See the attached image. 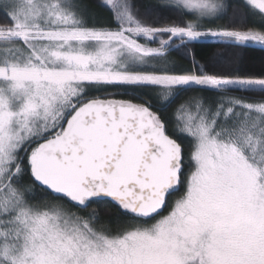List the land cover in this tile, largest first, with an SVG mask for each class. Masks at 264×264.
<instances>
[{"label": "snow or ice", "instance_id": "1", "mask_svg": "<svg viewBox=\"0 0 264 264\" xmlns=\"http://www.w3.org/2000/svg\"><path fill=\"white\" fill-rule=\"evenodd\" d=\"M101 7L0 0V264H264V0Z\"/></svg>", "mask_w": 264, "mask_h": 264}, {"label": "trees", "instance_id": "2", "mask_svg": "<svg viewBox=\"0 0 264 264\" xmlns=\"http://www.w3.org/2000/svg\"><path fill=\"white\" fill-rule=\"evenodd\" d=\"M84 2L87 1V3L90 4V6H94L97 10L100 6L99 0H83ZM152 0H133V3L140 7L141 5H147ZM98 3V4H97ZM101 7V6H100ZM104 9L101 8V13L99 15L103 16ZM144 11V8H141V12ZM105 12H107L105 10ZM108 12H107V19H108ZM215 47H209L205 45H197L195 47V53H196V60L199 62V64H208L209 66L212 65V53L215 52ZM171 60H175L178 65L183 66L185 68L191 67V64L188 59H184L182 56V53L173 52L170 56ZM262 63H264V52H262L259 48L256 49H249V50H241L237 53L236 63L235 66L242 71H248V70H259ZM204 96L207 97L209 100L212 98V94L207 92H199L198 90H189L181 95V97L176 101L177 104L183 102L189 97L192 96ZM175 107V105H173ZM171 109H169V112ZM175 138V137H174ZM188 137H184L183 140H178V142H183L185 145V158L188 155V143H189ZM43 194L37 193V197L41 198ZM93 208H98L99 213L101 216L100 223L115 226V224L118 222V220L126 219V217L119 216V209L116 205H114L110 201H103L98 204H92L89 206V208L86 210L90 212ZM83 214V213H82Z\"/></svg>", "mask_w": 264, "mask_h": 264}, {"label": "rangeland", "instance_id": "3", "mask_svg": "<svg viewBox=\"0 0 264 264\" xmlns=\"http://www.w3.org/2000/svg\"><path fill=\"white\" fill-rule=\"evenodd\" d=\"M82 2L87 6V9L91 15V18L94 19L99 25H103L107 22V12L108 11L106 10V8L100 7L104 3V0H99L100 6L98 7V10L94 6L91 7L90 4L87 3V1L84 2L82 0ZM101 8L104 9V11H103L104 15L103 16L99 15V13H101ZM105 10L107 12H105ZM153 46H155V45H153ZM187 157H188V155H187ZM187 157L185 158L186 160H187ZM186 174H187V168H185V175ZM182 191H183V185L180 186L179 191H177L176 193L172 194V196L169 197V201L171 202L173 199L178 197L182 193ZM166 213H167V209H165L164 213H162V214H166Z\"/></svg>", "mask_w": 264, "mask_h": 264}, {"label": "water", "instance_id": "4", "mask_svg": "<svg viewBox=\"0 0 264 264\" xmlns=\"http://www.w3.org/2000/svg\"><path fill=\"white\" fill-rule=\"evenodd\" d=\"M174 193H176V192H174ZM174 193H173V194H174Z\"/></svg>", "mask_w": 264, "mask_h": 264}]
</instances>
